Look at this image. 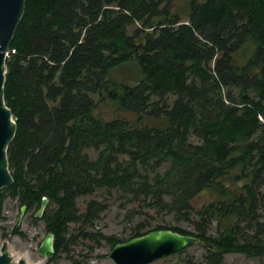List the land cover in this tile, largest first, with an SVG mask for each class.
Returning a JSON list of instances; mask_svg holds the SVG:
<instances>
[{"label":"trees","instance_id":"1","mask_svg":"<svg viewBox=\"0 0 264 264\" xmlns=\"http://www.w3.org/2000/svg\"><path fill=\"white\" fill-rule=\"evenodd\" d=\"M172 1L25 0L5 59L4 100L16 128L0 216L11 196L43 219L54 235L50 260L76 234L112 247L173 228L212 244L192 264H219L228 252L264 261V0H189L188 21ZM125 64L136 67L133 84L111 75ZM104 100L132 117L102 118ZM89 147L98 149L93 158ZM99 187L128 192L194 229L140 220L126 238L106 234L94 227L103 201L76 205ZM206 189L217 195L196 208ZM70 222L78 224L72 235ZM11 233L26 235L18 224Z\"/></svg>","mask_w":264,"mask_h":264},{"label":"rangeland","instance_id":"2","mask_svg":"<svg viewBox=\"0 0 264 264\" xmlns=\"http://www.w3.org/2000/svg\"><path fill=\"white\" fill-rule=\"evenodd\" d=\"M171 11H177L182 21H188L190 14L189 0H173ZM139 25L134 23L128 27L129 32ZM112 77L117 81H128L133 84L135 82L136 67L133 64H125L115 68L111 72ZM196 81H199L196 79ZM234 92H238V88H233ZM97 99L98 95L93 94ZM174 98V95L171 97ZM97 112L102 118H111L115 115H126L132 117L130 112H126L117 108L107 100L98 103ZM155 121V120H154ZM153 121V122H154ZM190 141L199 142L200 138L191 134ZM88 155L93 158L97 155L98 149L94 147L87 148ZM170 162L166 161L157 170L164 171ZM232 184L231 186H233ZM217 194L210 189H206L193 199V204L199 208L202 204L214 198ZM90 198H97L105 203V208L101 211L98 218L94 220V227L106 234H114L121 238H126L130 234L131 227L135 222L140 220H148L151 224L164 223L174 224L178 222L172 212L157 211L155 207H149L142 199H132L131 194L118 188H96L92 193L82 194L76 198V205L79 211L84 210L86 201ZM130 211L133 215L129 217ZM31 210L21 209L16 198L6 196L0 216V246L3 240H7L9 250L14 256L15 264L21 256L26 258L27 264H68L71 257L83 260V264H115L112 258L108 256L111 246L104 240L100 242L83 238L76 234V238L68 244L67 249L59 252L53 260L38 251V246L47 233L43 219H33ZM193 217L197 216L193 212ZM260 218L264 220V210H261ZM182 226L194 229L189 221L178 222ZM18 224L19 228L25 232V236L11 233V228ZM78 224L70 222L68 226V235L78 232ZM92 230V224L87 227ZM210 234L217 233V222H213L209 229ZM205 248L201 244H191L187 246L183 253H172L149 262L148 264H192L189 260L201 261L204 259ZM219 264H264L263 257L248 255L243 252H228Z\"/></svg>","mask_w":264,"mask_h":264},{"label":"water","instance_id":"3","mask_svg":"<svg viewBox=\"0 0 264 264\" xmlns=\"http://www.w3.org/2000/svg\"><path fill=\"white\" fill-rule=\"evenodd\" d=\"M25 0H0V188L12 183L13 177L8 167L7 146L15 133L16 123L10 107L4 100L5 59L17 24L24 11ZM48 198L43 196L37 215H41ZM24 205L21 206L23 210ZM212 246L191 232H181L173 228H154L142 234L116 242L108 252L115 264H148L149 262L191 244ZM38 251L48 257L54 251V235L47 232L41 240ZM18 264H27L26 258L17 259ZM0 264H15L7 240L0 246Z\"/></svg>","mask_w":264,"mask_h":264},{"label":"flooded vegetation","instance_id":"4","mask_svg":"<svg viewBox=\"0 0 264 264\" xmlns=\"http://www.w3.org/2000/svg\"><path fill=\"white\" fill-rule=\"evenodd\" d=\"M42 214V213H41Z\"/></svg>","mask_w":264,"mask_h":264}]
</instances>
